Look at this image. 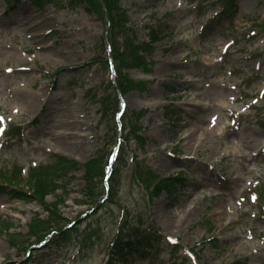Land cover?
<instances>
[{"label": "rangeland", "instance_id": "rangeland-1", "mask_svg": "<svg viewBox=\"0 0 264 264\" xmlns=\"http://www.w3.org/2000/svg\"><path fill=\"white\" fill-rule=\"evenodd\" d=\"M120 5L131 53L142 49L149 69L123 65L144 85L122 96L107 19L84 3L0 0V182L20 168L27 191L30 166L76 163L48 206L0 191V264H125L111 247L134 230L153 248L127 264H264V0H236L233 16L222 0ZM135 125L145 144L130 140ZM114 151L118 179L106 180ZM145 172L179 177L174 198L152 195Z\"/></svg>", "mask_w": 264, "mask_h": 264}, {"label": "trees", "instance_id": "trees-1", "mask_svg": "<svg viewBox=\"0 0 264 264\" xmlns=\"http://www.w3.org/2000/svg\"><path fill=\"white\" fill-rule=\"evenodd\" d=\"M34 6L43 9L45 4L53 3L54 0H29ZM70 2V6L75 8L78 3H84L88 6V11L91 13L96 14L100 18L107 19V26L108 31L107 34L110 37L111 41V48L113 50V61L116 66V71L118 75L117 80V90H119L122 94L137 88L138 86H143V83L137 84L134 81L130 80L127 75L122 72L123 65L127 68L133 67H143L146 72L149 71L147 69V64L143 61L142 56L143 51L142 49H136L134 54L131 53V49L128 44V38H130L127 34L124 37L125 26H127L129 22V18L126 15V11L122 10L120 5V0H66ZM225 1L228 5H224L222 14L233 16V13L236 12V0H222ZM58 5V4H56ZM232 9V11H230ZM262 30H264V21L260 24ZM153 34L150 35L149 45L158 41V37L156 36V32L152 31ZM122 38L123 44L122 47L125 51H120V48L116 45V39ZM125 45V46H124ZM128 58H127V53ZM140 54V55H139ZM124 56H126L127 63H125ZM133 58V59H129ZM118 65L120 68H118ZM104 97V96H103ZM102 97V98H103ZM102 100V99H100ZM98 100V102L100 101ZM106 105V104H105ZM107 106V105H106ZM102 106L101 108L106 111L107 107ZM142 114V111L138 112V115ZM130 135L132 136L131 139L139 142V144H145L146 139L141 135L140 128L138 125L130 128ZM124 161V160H123ZM121 163V159L119 160ZM96 161L92 160L85 164V178L88 182L92 181L93 178L97 175L98 166L96 165ZM76 166L74 161H71L65 157L55 155L53 159L44 165L33 166L30 167L27 172V179L28 181V190L25 191L20 189L18 184L22 183L21 178V171L20 168L17 170H13L10 177L4 176L5 171L3 174V182H0V191L3 193H8L12 198L19 199V200H39L48 206L45 203V198L48 195L57 194V190L59 187L57 186L56 182L60 181V177L70 171L72 168ZM73 169L71 172H73ZM116 174L118 179L119 170L116 168L113 172ZM145 175L149 178V183L155 182L152 188V195H158L160 192L164 191L168 195H172L174 198V194H177L176 186L180 183L179 178H161L157 175L152 174V172H145ZM113 180V178H112ZM116 182V181H115ZM109 197L113 196L112 191L108 193ZM111 199V198H110ZM59 202L57 201L53 205L55 207L58 206ZM50 209V207L48 208ZM41 224L37 220L33 221L31 224V230L35 233L38 225ZM153 230V229H151ZM150 230V232H151ZM63 232V230H61ZM60 232V231H59ZM127 237V240L124 239ZM13 246L15 245L14 241H12ZM55 243H57L55 241ZM58 244V243H57ZM152 246V243L148 241V237H146L142 232H136L135 230L131 233V235L123 236L119 235L116 237L115 241L112 245V252L114 255L119 257V260L126 263L127 257L131 254H140L143 251L144 247Z\"/></svg>", "mask_w": 264, "mask_h": 264}, {"label": "bare ground", "instance_id": "bare-ground-1", "mask_svg": "<svg viewBox=\"0 0 264 264\" xmlns=\"http://www.w3.org/2000/svg\"><path fill=\"white\" fill-rule=\"evenodd\" d=\"M184 144L196 150V147L193 145V139L190 134L184 137Z\"/></svg>", "mask_w": 264, "mask_h": 264}]
</instances>
